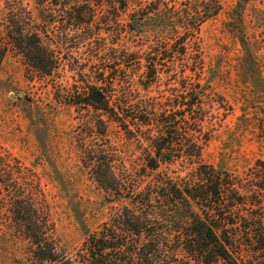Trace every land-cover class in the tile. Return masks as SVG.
I'll list each match as a JSON object with an SVG mask.
<instances>
[{
  "label": "trees",
  "instance_id": "trees-1",
  "mask_svg": "<svg viewBox=\"0 0 264 264\" xmlns=\"http://www.w3.org/2000/svg\"><path fill=\"white\" fill-rule=\"evenodd\" d=\"M56 7V17L72 27L51 29L55 20L46 14L34 29L25 24L37 20L32 11L8 8L0 68L9 51L22 55L28 79L37 74L50 81L58 102L75 108L80 160L103 191L110 217L86 232L71 257L56 237L35 174L29 170L23 187L21 172L1 159L12 229L33 258L49 264H264V161L235 175L204 157L221 119L204 83L199 34L223 10L222 1ZM243 8L236 4L230 27L246 46ZM98 23L114 33L91 56L93 62L103 58V67L93 71L72 58L61 66L58 49L73 50L94 37Z\"/></svg>",
  "mask_w": 264,
  "mask_h": 264
},
{
  "label": "rangeland",
  "instance_id": "rangeland-1",
  "mask_svg": "<svg viewBox=\"0 0 264 264\" xmlns=\"http://www.w3.org/2000/svg\"><path fill=\"white\" fill-rule=\"evenodd\" d=\"M101 1L106 0H0V32L6 34L10 20L5 14L12 5L33 12L37 20H26L27 26L39 28L48 14L55 20L51 29L59 32L64 26L72 27V23L56 17V4L91 6ZM168 1L180 5L188 0ZM193 1L201 4L203 0ZM221 1L223 10L203 24L199 34L206 65L204 83L210 86L214 112L221 119L204 157L210 165L240 175L257 161H264V0ZM238 2L244 6L246 46L237 27H230L236 22ZM96 25L94 37L73 50L58 49L63 58L61 66L68 67L67 58H72L71 63L88 64L93 71L103 67V58L93 62L91 56L97 45L106 46L114 33L109 26ZM26 68V60L14 51H9L1 63L0 160L4 159L9 169L21 172L19 183L23 187L29 181V170L35 174L37 192L47 200L56 237L73 257L86 232L109 219L110 208L103 191L81 163L75 108L58 102L50 81L37 74L33 80L28 79ZM5 187H0V264H49L35 260L28 243L13 231Z\"/></svg>",
  "mask_w": 264,
  "mask_h": 264
},
{
  "label": "water",
  "instance_id": "water-1",
  "mask_svg": "<svg viewBox=\"0 0 264 264\" xmlns=\"http://www.w3.org/2000/svg\"><path fill=\"white\" fill-rule=\"evenodd\" d=\"M22 96V95H21Z\"/></svg>",
  "mask_w": 264,
  "mask_h": 264
}]
</instances>
